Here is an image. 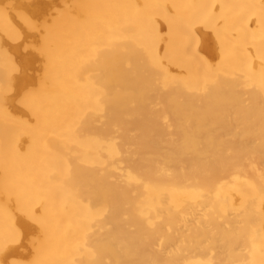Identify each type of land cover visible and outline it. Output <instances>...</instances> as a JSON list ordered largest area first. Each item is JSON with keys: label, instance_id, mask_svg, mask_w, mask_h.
<instances>
[{"label": "bare ground", "instance_id": "1", "mask_svg": "<svg viewBox=\"0 0 264 264\" xmlns=\"http://www.w3.org/2000/svg\"><path fill=\"white\" fill-rule=\"evenodd\" d=\"M0 264H264V0H0Z\"/></svg>", "mask_w": 264, "mask_h": 264}]
</instances>
